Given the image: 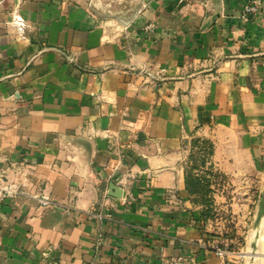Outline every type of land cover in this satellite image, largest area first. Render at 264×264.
I'll list each match as a JSON object with an SVG mask.
<instances>
[{"label":"crops","instance_id":"0c3cea01","mask_svg":"<svg viewBox=\"0 0 264 264\" xmlns=\"http://www.w3.org/2000/svg\"><path fill=\"white\" fill-rule=\"evenodd\" d=\"M214 1L0 0V264H247L264 0Z\"/></svg>","mask_w":264,"mask_h":264},{"label":"water","instance_id":"95a60500","mask_svg":"<svg viewBox=\"0 0 264 264\" xmlns=\"http://www.w3.org/2000/svg\"><path fill=\"white\" fill-rule=\"evenodd\" d=\"M214 7H215V12L212 15V17L206 22L204 28L210 26L219 17L221 13V5L219 0L214 1ZM104 15L108 17H113L124 24H128L132 20V16L125 18L119 15L118 13H105ZM109 194L114 197H120L122 194V189L119 186L115 185L114 183H111L109 187ZM263 222H264V185L262 186V189L259 193L258 208L251 229L250 253L247 264H256L255 258L258 254L257 253L258 239L261 234Z\"/></svg>","mask_w":264,"mask_h":264},{"label":"built area","instance_id":"2783aa9c","mask_svg":"<svg viewBox=\"0 0 264 264\" xmlns=\"http://www.w3.org/2000/svg\"><path fill=\"white\" fill-rule=\"evenodd\" d=\"M245 11L256 13L261 11V3L258 1H255L253 3H250L245 6ZM18 193H20V190L16 188V186L9 181L8 179H4L3 177H0V202L5 201L8 198H13ZM40 200V203L42 205H48L52 203V200L45 195H41L40 197H37ZM95 217L98 219H110L111 213L110 212H96L93 213ZM210 247L214 250L217 257L220 259L221 264H230V255L233 253L231 249H229L227 246H222L220 243L212 242L209 244ZM181 258L174 259V263H177L180 261ZM83 264H92V263H83Z\"/></svg>","mask_w":264,"mask_h":264}]
</instances>
